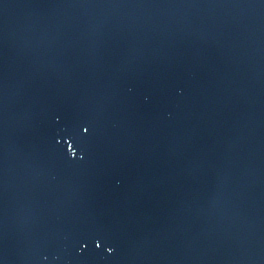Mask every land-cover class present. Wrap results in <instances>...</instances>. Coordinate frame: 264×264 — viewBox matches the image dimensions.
Segmentation results:
<instances>
[{"label": "water", "instance_id": "95a60500", "mask_svg": "<svg viewBox=\"0 0 264 264\" xmlns=\"http://www.w3.org/2000/svg\"><path fill=\"white\" fill-rule=\"evenodd\" d=\"M0 264H264V0H0Z\"/></svg>", "mask_w": 264, "mask_h": 264}]
</instances>
